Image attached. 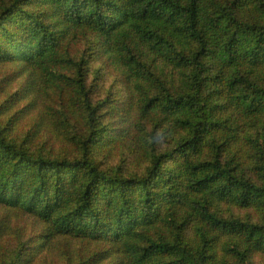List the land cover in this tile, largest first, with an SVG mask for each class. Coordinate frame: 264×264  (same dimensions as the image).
Here are the masks:
<instances>
[{"label": "trees", "instance_id": "16d2710c", "mask_svg": "<svg viewBox=\"0 0 264 264\" xmlns=\"http://www.w3.org/2000/svg\"><path fill=\"white\" fill-rule=\"evenodd\" d=\"M0 264H264V0H0Z\"/></svg>", "mask_w": 264, "mask_h": 264}, {"label": "rangeland", "instance_id": "374dc122", "mask_svg": "<svg viewBox=\"0 0 264 264\" xmlns=\"http://www.w3.org/2000/svg\"><path fill=\"white\" fill-rule=\"evenodd\" d=\"M93 77H94V76H93ZM93 77L90 79V81L93 79ZM90 81L87 82V85H89ZM103 81H106V82H107V81H108V78H107V77H104Z\"/></svg>", "mask_w": 264, "mask_h": 264}]
</instances>
